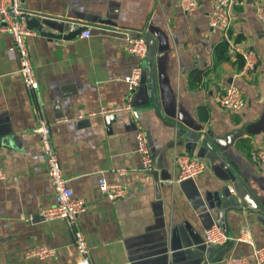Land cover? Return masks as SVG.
<instances>
[{
	"label": "crops",
	"instance_id": "obj_1",
	"mask_svg": "<svg viewBox=\"0 0 264 264\" xmlns=\"http://www.w3.org/2000/svg\"><path fill=\"white\" fill-rule=\"evenodd\" d=\"M217 1L200 0L195 12L185 13L179 0H23L27 11L56 21L47 24L50 32L83 25L91 31L71 41L36 31L27 37L39 83L34 95L23 85L12 35L0 27V167L6 173L0 180V264L78 259L67 223L40 218L55 205V191L35 132L39 116L51 125L64 178L75 197L86 200L81 227L93 264H224L229 256L256 264L254 246H264V172L251 158L264 147V26L257 16L264 0L234 8L226 36L209 26ZM127 32L156 40L154 58L141 63L134 112L125 110V79L140 59L129 52ZM229 43L257 53L254 74H242L244 61L228 54ZM231 84L243 94L241 111L215 101ZM139 125L155 163L150 172L137 151ZM182 153L205 161L206 172L174 182V159ZM101 178L130 193L109 200ZM214 224L235 238L248 225L254 246L208 245L205 231ZM40 246L55 256L25 257Z\"/></svg>",
	"mask_w": 264,
	"mask_h": 264
},
{
	"label": "built area",
	"instance_id": "obj_2",
	"mask_svg": "<svg viewBox=\"0 0 264 264\" xmlns=\"http://www.w3.org/2000/svg\"><path fill=\"white\" fill-rule=\"evenodd\" d=\"M245 3L243 0H218L209 15V26L228 34L232 27L234 8L241 7ZM200 5V0H179V6L185 13L195 12ZM33 16V13L27 11L23 5V0H0V18L5 22L1 29L12 35L15 47L11 49L17 53V59L20 64L19 72L22 76L23 85L29 95H34L39 89V83L36 79L34 68L31 62L30 53L27 47L26 39L32 36L34 32L28 28L27 17ZM257 16L264 26V5L257 4ZM82 36L89 38L91 31L86 30ZM129 41V52L140 59V64L136 66L132 73L125 79L128 86L127 104L125 110L134 112L133 100L142 83L143 68L141 63L149 58V46L142 37H132L127 34ZM228 54L230 56H240L243 61L242 74H254L259 63L257 53L249 48H242L240 44L229 43ZM215 101L223 109L228 111H241L246 103L240 88L234 84L226 87L223 93L216 95ZM108 111L103 110V113ZM135 115V113H134ZM35 132L40 136L43 153L47 159L48 174L52 181L55 191V205L44 209L40 213V218L44 221L63 220L67 223L71 231L78 259L76 264H93L91 249L88 245L86 236L81 227V216L87 211V203L83 198H76L74 191L68 181L64 178L60 158L52 138V128L47 119L39 116ZM137 151L141 158L142 168L146 172L153 171L155 168L148 138L144 128L139 125L137 129ZM252 162L264 172V147L259 148L251 158ZM175 167L178 171L174 182H184L195 179L204 174L207 170V164L202 159L191 156L186 153L177 154L174 159ZM125 174V171L121 172ZM6 178V173L0 167V180ZM101 192L111 201L126 197L130 190L122 185L110 184L105 178L99 181ZM235 193L234 189H230ZM206 243L208 245L223 247L229 243L246 242L254 246L251 228L246 225L241 230L238 237H232L221 225L214 224L205 231ZM55 250L47 246L33 248L26 252L27 259L45 260L55 256ZM256 264H264V246L255 247L251 256ZM249 257L229 256L223 260L224 264H250Z\"/></svg>",
	"mask_w": 264,
	"mask_h": 264
},
{
	"label": "water",
	"instance_id": "obj_3",
	"mask_svg": "<svg viewBox=\"0 0 264 264\" xmlns=\"http://www.w3.org/2000/svg\"><path fill=\"white\" fill-rule=\"evenodd\" d=\"M47 24H57V23L56 21L53 20V18H49L40 14L33 13V16L27 17V25L30 30L36 31L38 34L53 40L64 39L65 41H71L75 39L77 36L81 35L84 31H86L88 27L87 25H83V26H79V28H77L76 30L70 31L66 34H57L50 32L47 28ZM5 25H6L5 22H1L0 27ZM127 34L132 37H142L149 46V57L154 58L156 52V40L152 36H149L147 34L145 35V34L133 33V32H127ZM150 96H151V102L154 103L155 97L153 91L150 92ZM152 111L159 116V111L157 108L152 109ZM203 146L208 148L209 150H213L212 146L207 140H204Z\"/></svg>",
	"mask_w": 264,
	"mask_h": 264
}]
</instances>
